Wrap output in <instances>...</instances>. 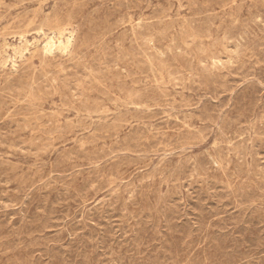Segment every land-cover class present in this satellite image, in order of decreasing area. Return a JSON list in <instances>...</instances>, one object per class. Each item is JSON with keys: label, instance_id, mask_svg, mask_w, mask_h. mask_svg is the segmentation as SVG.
<instances>
[{"label": "rangeland", "instance_id": "rangeland-1", "mask_svg": "<svg viewBox=\"0 0 264 264\" xmlns=\"http://www.w3.org/2000/svg\"><path fill=\"white\" fill-rule=\"evenodd\" d=\"M0 264H264V0H0Z\"/></svg>", "mask_w": 264, "mask_h": 264}, {"label": "bare ground", "instance_id": "bare-ground-1", "mask_svg": "<svg viewBox=\"0 0 264 264\" xmlns=\"http://www.w3.org/2000/svg\"><path fill=\"white\" fill-rule=\"evenodd\" d=\"M131 22V21H130ZM41 25V24H40ZM126 25V24H125ZM135 31V30H134ZM55 36V35H54ZM57 37V36H56ZM62 37H63V33H59L58 34V37H57V40L54 38V37H50L48 39V41L46 42V45L44 47H46V49H49V48H52L53 46L55 45H60L62 46L63 45V42H62ZM22 39V38H21ZM58 43V44H57ZM70 43V42H69ZM68 46V45H67ZM66 46V47H67ZM22 47V46H21ZM20 51V49H19ZM44 53V52H43ZM45 54V53H44ZM214 57V56H213ZM215 58V57H214ZM6 66V65H5ZM13 68V67H12ZM44 76V75H43ZM31 91V90H30ZM32 93V92H31Z\"/></svg>", "mask_w": 264, "mask_h": 264}]
</instances>
